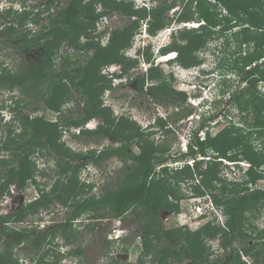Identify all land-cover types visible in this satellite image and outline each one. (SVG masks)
<instances>
[{
    "label": "trees",
    "instance_id": "16d2710c",
    "mask_svg": "<svg viewBox=\"0 0 264 264\" xmlns=\"http://www.w3.org/2000/svg\"><path fill=\"white\" fill-rule=\"evenodd\" d=\"M10 1H20L24 7L21 11H14L10 5L0 11V36L7 41L17 38L24 51L22 55L35 50L37 57L36 60L29 57L16 69L8 68L0 60V89H18L23 95L9 107L14 114L11 121L2 123L0 112V197L12 183L24 191L31 182L39 193L18 209L0 215V239L3 238L0 264H20L12 248L23 238L30 240L39 254V248L50 246L57 234L65 242H70L73 235L68 231L74 221L85 214L96 220L87 224L93 230L101 219H122L128 212L134 214L138 226L132 239L136 237L141 248L136 264H146L144 258L148 256L147 264H171L173 261L181 264L186 258L191 264H220V258H211L212 252L206 245L208 239L216 236H219L223 248L235 240L242 242L239 250L224 260V264H246L241 262L244 254L251 255L255 263L263 264L264 256L261 255L264 251L258 245L264 242V236L261 237L264 229L249 226L246 222L257 218L260 206L264 207V189L257 187V181L264 178V147H256L252 140V134L257 138L264 136V89H260L261 85L264 86V0H159L149 7L135 6L132 0H67L63 6L57 0L54 11L51 9L54 0L35 3L30 9H26V0ZM176 5L180 8L170 17L167 12ZM34 7L38 9L34 11ZM113 13L127 16L128 20L110 29L106 43L102 45L100 37L107 29L96 33V23L102 16ZM29 20L33 24L42 22V25L32 32L25 27ZM193 21L200 23L197 27H183L173 33L172 40L160 48V54L175 51V58L169 62H177L184 68L198 65L201 58L197 52L209 39L216 33L223 34L238 27L232 33L238 45V55L230 69L245 85L231 94L230 103L238 112H245L241 120L248 128L246 131L233 123L211 135L208 126L217 115L202 116L187 136L186 150L175 153L176 156L171 153L169 144L155 143L151 136L156 130H147L152 126L142 129L131 117L115 114L103 102L102 95L112 88V78L123 77L144 60L149 66L131 79L137 82L139 91L148 93L156 103L169 100L176 106L186 104L187 94L175 89L170 78L152 64L154 57L150 44L137 47L134 56L124 52L131 47L142 23L149 35H155L172 22ZM218 26L221 27L216 30ZM226 42L229 44L228 36ZM62 44L74 48L75 52L82 50L85 57L80 60V57L72 58V53L67 50L58 52ZM88 50H92L90 55H86ZM57 60L65 66L57 67ZM114 63L120 66L119 72H101L104 66ZM169 77L172 78L171 74ZM72 100L80 104L79 111L64 116L63 106ZM31 102L34 104L28 106ZM40 104L55 112L58 118L31 116L22 110L27 106V109L36 111ZM4 106L1 104L0 109ZM94 118L100 119L96 127L84 126ZM154 120V127L167 135L169 129L164 118L159 116ZM69 127L79 128V132L72 134L75 138L110 137L118 143L101 149L74 151L62 140L63 130ZM204 129L205 135H199ZM133 146L138 148L137 152L132 151ZM36 153L54 160L50 175L57 177L47 190L40 188L35 178L38 167L33 157ZM110 156L118 157L124 165L130 161L128 168L122 169L114 186L88 194L93 183L81 181L82 167L89 162L99 165ZM187 157L193 161H185L177 167L165 164ZM222 159L235 165L246 160L248 168L244 180L231 181L219 176ZM39 172L48 174L43 170ZM184 183L190 187L191 196L207 197L214 207L221 208L224 215L221 224L208 220L195 230L185 225H162V213L180 212V200L187 196L182 191ZM55 201L69 208L64 222L45 226L35 234L34 229L10 227L30 214L49 209ZM249 239L253 240L252 244ZM109 241L112 240L105 237L106 246ZM128 246L125 244L124 247ZM48 248L40 252L35 264H61L63 253L54 252L51 258H46ZM82 252L80 246L67 251L68 254Z\"/></svg>",
    "mask_w": 264,
    "mask_h": 264
},
{
    "label": "rangeland",
    "instance_id": "374dc122",
    "mask_svg": "<svg viewBox=\"0 0 264 264\" xmlns=\"http://www.w3.org/2000/svg\"><path fill=\"white\" fill-rule=\"evenodd\" d=\"M44 0H26V9H30L35 3ZM51 5V9L54 11L56 8V2ZM59 5L63 6L67 0H58ZM135 6L149 7L153 4L159 3V0H132ZM10 5L13 6L14 11H21L23 5L20 1H10V0H0V11L2 12ZM23 6V7H22ZM42 8L43 5H40ZM97 8L100 7L97 5ZM180 6L176 5L170 9L167 14L172 17L175 11L179 9ZM38 7H34L36 11ZM11 16H13L11 14ZM10 16V17H11ZM128 20L127 16L122 14L113 13L111 16H102L96 23L95 32L107 31L100 37L101 44L106 43L108 37V32L110 29L121 26ZM44 22V21H43ZM194 24L200 23L193 21ZM42 22L38 24H33L30 20L26 24V28H30L32 32H36ZM191 23L187 22H172L167 27L159 30L155 35H149L147 31L144 30V23H142L141 29L137 31L133 38L131 47L125 50V55L134 56L138 46H145L150 43V52L153 55L154 61L153 65L159 69L160 73L168 78H170L172 86L177 90H182L187 94V102L184 105L176 106L169 102V100L163 103H156L150 97L148 93H142L136 86L137 82L131 80L139 72H144L149 66V63H145L144 60H140L137 67L129 70V72L121 78H112L113 86L110 90H107L102 95L103 102L110 106L114 113L117 115L123 114L134 119L140 127L154 129V133L151 138L155 140L157 144H169L170 151L172 154H179L186 150V145L191 130L195 127L197 122H199L202 116H209L210 114L217 115L215 120L209 124V132L211 135L217 133L222 127L228 124L240 125L247 131V124L241 120L245 112H238L237 108L230 103L231 94L242 88L245 83L239 80L238 75L233 72L230 67L233 64V60L237 57L238 45L234 40L232 33L238 30V27L233 30H228L223 34H215V37L209 39L205 47L197 52L199 58H201V63L190 67L189 69L184 68L177 62H169L168 57H172L175 53L170 52L171 56L160 55V48L165 44H168L172 40V34L176 33L179 29L183 27H191ZM221 26H218L216 30H219ZM1 29V27H0ZM19 30H21L19 28ZM19 32V31H17ZM16 32V33H17ZM228 36L229 44L226 42V37ZM83 42L84 39H81ZM69 51L72 53V58H79L82 60L85 56L80 51L74 50V48L67 47L62 44L58 49V52L62 53L64 51ZM24 51L18 45L17 38H11L8 41L0 36V60L4 61L6 66L10 69H16L21 67L22 61L29 60V57L36 60L37 53L34 51L31 54L22 55ZM92 50H88L86 55H90ZM57 67L65 66L61 60H57ZM204 74L205 69L213 68ZM120 66L116 63L106 65L101 69L102 73H112L119 72ZM201 73L202 75H200ZM171 74L172 78L169 77ZM200 75V78H199ZM156 81H147L146 84L155 83ZM260 89L263 90L264 86L261 85ZM78 96V93H75ZM23 97L18 89L13 91H8L6 89H0V105H5L0 109L2 117V123L6 120L11 121L13 118V112L10 111L9 107L12 106L13 101L16 98ZM176 99V98H174ZM215 100V101H214ZM34 104L29 103L28 106ZM23 107L24 112H28L31 116L44 115L47 119L55 120L58 118L57 114L51 110H47L40 104L38 110L34 111L32 109H27ZM63 115H69L70 113H77L80 108V104L75 100L65 103L63 106ZM163 117L166 121L167 128L169 132L164 135V131L157 130L154 127V119L156 117ZM249 119V118H248ZM100 122V119H91L89 127L94 128ZM85 126V125H84ZM5 129V127H2ZM73 133H77V129L69 127L62 132V140H64L71 149L74 151L84 152L90 148L101 149L102 147L110 144H117L110 137H100L95 138L93 136L80 138L73 137ZM4 135V134H3ZM199 135H205V129L199 132ZM253 145L256 147H264V136L258 137L256 134H252ZM133 152H137L138 148L136 146L132 147ZM179 151V152H178ZM175 154V155H176ZM177 156V155H176ZM201 158V157H200ZM206 157L205 159H207ZM37 164V170L35 172V178L40 188L47 190L50 185L56 179L55 176H51V172L54 165V160L48 156H41L36 153V157H33ZM192 162V158H184L182 160H171L167 161L165 164L177 167L181 166L184 162ZM130 161L127 165L116 156H110L103 160L99 165H95L91 162L87 163L82 167L79 177L81 181L85 183H93V187L89 190L88 194L99 193L106 187H111L115 185L117 176L121 175L122 169H127ZM205 165V163H204ZM221 171L219 176L225 177L227 180L231 181H242L244 180L243 175L245 170L248 168V162L246 160L239 161L238 164H231L228 160H222L220 164ZM40 170L47 172L46 175H41ZM182 191L185 198L180 200V212L179 213H162V225L165 227H176L185 225L190 230H195L202 223L208 220H214L215 224H221L224 221V215L221 208L214 207L212 202L207 197H193L191 196V189L188 184L184 183L181 185ZM257 187L264 189V178L257 181ZM37 187L30 182L24 189L20 191L15 183H12L8 190H5L3 196L0 197V214L6 215L11 211L18 209L29 200H33L37 196ZM20 196H23L20 203ZM25 196V197H24ZM22 204V205H21ZM257 218H254L251 222H246L247 225H252L258 227V229H264V207L260 206ZM68 207L62 205L60 202L55 201L51 204L49 209H42L38 214H30L24 220L12 223V228H26L27 230L34 229V234L40 231L43 227L54 225V223H62L66 220L68 215ZM256 212V213H257ZM202 215H206L203 217ZM87 214L80 217V220L74 221L68 234L73 235L70 242H65L64 238L57 234V237L51 242V245H42L39 248V254L36 249L32 247L31 241H26L24 238L21 243L15 244L12 248L14 257L18 259L20 264H35V260L40 255V252L44 249H49L46 258L52 256L54 252L63 253L61 256V264H136L139 254L141 253V248L137 245L138 239L135 237L133 239V234L137 233L138 226L136 224V219L132 212H128L126 216L122 219L115 218H103L95 225L94 229L91 230L87 227V224H92L96 220L87 218ZM53 223V224H52ZM11 224V223H9ZM112 227H120L121 232L120 238L116 240L109 241V245L106 246L104 239L108 238V233ZM29 232V231H27ZM250 233V232H249ZM117 236V235H116ZM262 235L261 237H263ZM3 238L0 239L2 243ZM249 244L253 243V240H248ZM247 242V243H248ZM123 244V245H122ZM125 244L129 245L125 248ZM242 242L235 240L229 247L223 248L219 242V236L215 238H210L206 241V245L210 247L212 252L211 258H220L219 263L224 264V260L230 258L236 253V249L239 250ZM262 243L259 246H261ZM77 246L82 247L83 252L81 254H68L67 251L76 249ZM3 245H0V249ZM264 251V249L262 250ZM264 254V252H263ZM147 260L146 264L150 260V256L144 258ZM244 261L246 264H259L253 261L251 255H241V262ZM171 264H177L173 261ZM181 264H191L189 259L186 258Z\"/></svg>",
    "mask_w": 264,
    "mask_h": 264
},
{
    "label": "clouds",
    "instance_id": "9594fccd",
    "mask_svg": "<svg viewBox=\"0 0 264 264\" xmlns=\"http://www.w3.org/2000/svg\"><path fill=\"white\" fill-rule=\"evenodd\" d=\"M187 23H191L192 25H191V27H197L198 26V24L199 23H197V24H194V22H187ZM141 29V28H140ZM144 30H145V32H146V29H145V27H144ZM150 44V43H149ZM138 47H140V46H138ZM141 47H143V46H141ZM173 53H175V55L174 56H172V57H168L167 58V60L169 61V59H173V58H175V56H176V52L175 51H172ZM167 54V53H166ZM171 53L170 52H168V54L166 55V56H171L170 55ZM160 55H163V56H165V54H160ZM192 67H194V66H192ZM190 68V67H189ZM189 68H186V69H189ZM212 69H214V67L213 68H210V69H205L204 71V74L206 75V72H208L209 70H212ZM120 69H118V71H119ZM115 72V71H114ZM113 72V73H114ZM200 75H202L201 73H199ZM200 75H199V78H200ZM115 78H121V77H115ZM114 79V78H113ZM155 121V120H154ZM91 123V120L90 121H88L86 124H85V127H89V124ZM91 128V127H90ZM75 129H77V132H79V128H75ZM222 160H224V159H222ZM229 162H231V161H229ZM241 162V161H240ZM237 163H239V161L237 162ZM231 164H235L234 162H231ZM0 215H2V214H0ZM80 219V218H79ZM116 219V218H115ZM117 219H119V218H117ZM53 224V223H52ZM55 224V223H54ZM44 228V227H43ZM120 230V227H112V229L109 231V235H108V238L110 239V240H116V239H119L120 238V235H121V232H119V234H117L118 232L117 231H119ZM117 235V236H116Z\"/></svg>",
    "mask_w": 264,
    "mask_h": 264
},
{
    "label": "flooded vegetation",
    "instance_id": "af4514ba",
    "mask_svg": "<svg viewBox=\"0 0 264 264\" xmlns=\"http://www.w3.org/2000/svg\"><path fill=\"white\" fill-rule=\"evenodd\" d=\"M168 53V52H167ZM154 58H155V56H154ZM146 63V62H145ZM25 197V196H24ZM25 203H26V200H25ZM22 205V204H21ZM9 214V213H8ZM78 220H80V219H77V220H75V221H78ZM22 222V221H21ZM263 240V239H262ZM261 244V243H260ZM261 247L264 249V242L262 243V245H261ZM260 247V248H261ZM262 257L264 256L263 254L261 255ZM182 263V262H181ZM264 264V263H263Z\"/></svg>",
    "mask_w": 264,
    "mask_h": 264
},
{
    "label": "water",
    "instance_id": "95a60500",
    "mask_svg": "<svg viewBox=\"0 0 264 264\" xmlns=\"http://www.w3.org/2000/svg\"><path fill=\"white\" fill-rule=\"evenodd\" d=\"M22 198H23V196H20V199H19L20 200V203H21Z\"/></svg>",
    "mask_w": 264,
    "mask_h": 264
}]
</instances>
